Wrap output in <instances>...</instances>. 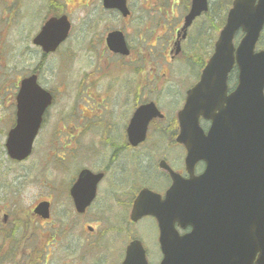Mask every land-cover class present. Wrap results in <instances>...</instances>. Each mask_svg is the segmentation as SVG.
Returning a JSON list of instances; mask_svg holds the SVG:
<instances>
[{"label": "rangeland", "instance_id": "rangeland-1", "mask_svg": "<svg viewBox=\"0 0 264 264\" xmlns=\"http://www.w3.org/2000/svg\"><path fill=\"white\" fill-rule=\"evenodd\" d=\"M65 1L68 3L67 8L62 0L0 1V209L2 210L0 214V264H119L122 245L126 243V247L132 239H138L144 244L148 250L150 264H160L162 255L160 250L158 253L156 245L158 232L152 221H145L134 232H130L127 235L122 234L125 237L121 235L119 237L110 236L103 241L105 247L100 252H92L94 246L91 243H94V240H97L102 233L93 234L87 230L86 226L89 221L81 220L76 216L72 202L68 197L66 204L61 203L62 187L64 189L63 174L60 172L59 163L50 162L48 159H54L59 155L61 145L58 140L62 137L67 125L76 126L80 118V111L86 107L93 106V98L102 96L95 94L93 97L88 91L94 83L92 73L95 61H97V55H99L97 44L94 51V41L97 39L98 31L106 27L105 25L97 26L94 22V17L97 13L94 8L96 4L92 5L90 9L83 10L80 9V6L88 4L87 0H76L79 4L76 8L71 7L70 0ZM232 1L209 0V35H207L208 31H206L205 36L206 23L201 20L193 29H199L198 33L201 32L195 45L199 52H192L188 57L195 55H201L202 57V55L208 54L207 42H210L212 53L214 43L226 22V14ZM187 3L188 0L179 1V6L175 12L177 17H181ZM71 11L74 12L68 17L74 29L71 34L72 37L68 40L70 42L68 43L67 41L64 45V47L67 46V52L63 54L59 52L56 56L42 60V53L34 46L33 39L52 14L58 12L70 14ZM109 19V27L111 29H121L125 24L119 15L111 16ZM177 27V22L172 25L164 24V29L159 32V37L164 39V43L159 45V50L162 45H164V49L167 48L165 43L175 36ZM262 38L258 50L264 49V32ZM77 41L78 48L74 46L73 52H77V49H79L80 53L73 55L71 43H76ZM82 55L90 58V67L81 69L83 66L77 65L82 61L77 60ZM72 58H74L73 62ZM105 58L111 68L113 67L116 71H122V69L125 71L135 70L133 68L134 64L128 66L125 60L116 59L112 55ZM167 61V57L162 59V56L159 55V62L163 64L165 69L169 65ZM84 64L88 66L83 59ZM124 64L126 65L125 67H123ZM178 67H182L179 72L176 71ZM189 67L183 61H178L168 68L170 70L168 73L159 69L158 97L159 107L161 108L159 109L166 117L165 121L162 122L164 126L159 123V147L154 152H151L149 147H151L153 140H150L145 149L138 150L136 151L137 153L133 154L134 156H131V165L128 158L122 164L125 169L117 168L118 170L112 174V178L117 183H120L117 191L123 192L125 189L122 185L125 183L129 186V196H136L141 189L139 187L153 190L159 189L158 193L163 194L169 183L166 175L157 166L158 162L163 159H166L167 163L178 173H183L184 152L182 150L177 151V147H172L171 140L176 137V114L183 105V94L194 82L195 70L191 68L193 70V79L189 76L186 82H181L176 87L179 79H184L181 76L182 70ZM65 68H67L66 74L77 73L70 77L71 80L68 82L65 77L63 80ZM33 72L38 74L40 83L56 95L55 102L47 114L45 140H42V136L35 144V158L38 159L40 157V163H42V166H39L38 171H35V173L29 171L34 166L32 158L16 167L13 162L9 161L5 148L7 136L14 125V119L12 118V115L14 117L13 103L15 102L18 82ZM80 72L81 75L84 73L90 74L86 90H83L81 80L76 77ZM121 76L122 74L120 79ZM131 78L132 83H136L137 76L133 75ZM124 79L128 80L126 72L124 73ZM64 81L69 85V90H64ZM120 85L121 80L115 76V78L111 77L103 81L100 88L102 93L107 88H112L117 93L115 96L116 100H120L123 99L120 97L121 94L119 95ZM81 93L86 94L89 98H82ZM78 98H80L81 102L75 105L74 102ZM66 99H72L73 101L71 103L68 101L67 103ZM132 102L136 106L137 102L134 99ZM177 109L179 110L178 112H176ZM132 110L131 108L120 113L114 111L113 115L105 111L103 119L98 122L99 124L105 122L106 130L102 134L105 143H115L117 140L118 145L122 144L126 123L132 115ZM171 118L174 119L173 122H171ZM87 131L93 133L95 129L89 126ZM151 138L154 139V137ZM98 142L101 144V140L94 136L93 140L85 139L79 145L84 144L89 153H97L100 149L101 154H99L98 159L104 158L106 153H110L111 156L113 153L112 149L109 152L107 147L100 146ZM67 143L70 144L69 141ZM112 147L115 151L118 149L114 144ZM119 156L120 153L117 152L115 154L117 165L120 160ZM124 156L122 155L121 157ZM139 165L147 166L150 169L140 168ZM45 166L51 167L45 171L49 173L48 179L43 170ZM81 166L76 161H70L69 170L72 173H76ZM90 167L97 168L98 166L96 162H92ZM35 168H38V161ZM128 171L129 177H127ZM7 179L10 185L8 189L5 187ZM48 186L50 187L49 190ZM50 191L56 199L54 203L52 202V217L45 222L35 214L34 208L38 203L48 198L47 195L50 194ZM100 195L101 202L102 198L107 195L105 186L100 189ZM108 196L110 198V194ZM122 205L123 203H117L118 207ZM126 207L128 206L126 205ZM5 215L11 221H15V223L6 224ZM121 219H126V212H123ZM14 226L18 227V231L14 230L10 233ZM113 226L117 230L120 227L116 226V224H113ZM87 253H89L87 259L83 261L81 256ZM98 256L101 258L99 262H95ZM94 258L96 259L93 260Z\"/></svg>", "mask_w": 264, "mask_h": 264}, {"label": "water", "instance_id": "water-1", "mask_svg": "<svg viewBox=\"0 0 264 264\" xmlns=\"http://www.w3.org/2000/svg\"><path fill=\"white\" fill-rule=\"evenodd\" d=\"M255 2L256 0H235L234 9L230 12L228 24L217 43L212 61L213 70L222 78L225 87L227 74L234 62L231 43L236 31L242 28L246 36L237 55L240 68V84L237 91L223 101V106H214V102H206L204 105L206 113L202 115L213 120L208 140H205L198 129L197 118L194 122L188 118L194 114V103L189 100L186 111L180 114L182 134L179 142L185 143L189 150V169L199 160L208 158L211 154L210 148L214 147L217 141L232 142L222 155V160L228 165L225 192L246 195L243 211H240L238 219L240 224L237 227L254 229L256 247L261 253L259 264H264V52L254 54L255 45L264 26V0H260L257 6ZM123 3L124 0L108 2L109 6L120 8ZM121 4L122 6H119ZM205 9V0H194L192 12L187 18V26ZM55 21L51 20L44 27L35 41L36 44L44 45V39L51 36L50 30L57 26ZM58 21L62 32L53 36L55 40L51 50L64 40L69 31V24L64 22L67 21L65 17ZM110 42L114 52L125 53L121 36L115 35ZM225 67L227 69L222 71ZM34 88L39 96L44 93L36 86L35 78H32L23 83L20 99L29 98V93ZM42 96L46 100L42 107L44 108L51 100L47 94ZM220 100L221 97L219 102ZM22 108L23 106L21 110ZM37 119L33 130H26L24 134H27V137L25 135L22 140L18 139V135L25 130L28 122L23 117L19 120V126L12 133L8 143L9 154L14 159L21 160L28 156L40 125L39 116ZM144 132L145 129L139 133V139H132L134 145L145 140ZM193 132L196 138L191 140L189 134ZM167 170L174 184L166 198L163 200L161 196L149 192L142 193L135 203L133 220L136 221L139 216L145 215L157 218L160 229L159 243L164 255L161 264H219L221 254L210 247L209 233L205 232L206 226L202 224L205 218L203 212L208 208L202 178L185 181L169 168ZM176 224L183 229L192 226L194 232L180 237L175 229ZM237 258V264H250L249 253L244 245L238 248ZM125 264H147L139 242L133 243L129 248ZM226 264H230V257L226 259Z\"/></svg>", "mask_w": 264, "mask_h": 264}, {"label": "flooded vegetation", "instance_id": "flooded-vegetation-1", "mask_svg": "<svg viewBox=\"0 0 264 264\" xmlns=\"http://www.w3.org/2000/svg\"><path fill=\"white\" fill-rule=\"evenodd\" d=\"M62 1L65 2V7L67 8L68 3L65 0ZM94 1L98 2L96 4L97 13L94 17V22L97 26L105 25L106 27L98 31L97 39L94 41V51L95 45L97 44L99 55H97V61H95L92 73L94 83L92 84V88L88 91V93L93 95V97L95 94L102 96L93 98L94 105L86 107L80 111V118L76 126L67 125V128H65L62 133V137L58 140L61 145V149H59V155H57L54 159L49 158L48 160L50 162H58L60 165V172L63 174L64 189L62 187L61 203L66 204L68 197L72 202L76 216L81 220L89 221L87 222L89 224L86 226L87 230L93 234L98 232L102 233L100 234V237L97 238V240H94V243H91L94 246L92 252H100L102 248L105 247L103 244L105 239H108L113 235L119 237L120 235L123 236L122 234L127 235L130 232H134L135 229H138V227L146 220L143 219L136 223L131 221L133 202L135 201L137 195L145 188L141 187L142 189L138 191L136 196H129V186L123 183L122 187L125 190L123 192H119L117 191V187L120 185V183H117L112 178V174H114L115 171L120 168L125 169L124 165L122 164L128 160V158L131 165V156H134L133 154L137 153L136 151L145 149L150 140H153L151 147H149L151 152H154L159 147V115L150 121L149 127L147 129L146 141L137 147H132L129 142V127L133 117L140 108L148 105H151L152 109L157 108L159 113V69L162 70V72L168 71V68L173 66L175 62L183 61L185 64L194 67V70L196 71V77L199 79L201 71L205 67L207 60H209L211 57V47L210 42H207L208 54H204L202 57L201 55L188 57L190 54H192V52H199V49L196 48L195 45L198 41V36L201 35V32L198 33L199 29L193 30L194 27L198 25L201 20H203L206 23L205 36L206 31H208L207 35H209L210 31V11L203 13L199 18L193 21L187 30L182 31L185 18L189 14L191 8L190 0H188L186 7H184L181 17H177L175 14L180 0H126L129 15L124 19L122 18V21L125 24L121 29H111L109 27V18L111 16H120V14L116 11L105 9L103 0ZM69 3L71 4L72 8L79 6L77 1ZM90 6L91 5H82L80 6V9ZM72 13L73 12H70V14ZM174 22H177L178 25L175 36L172 39L166 41L165 44L167 48L164 49V45H162L159 50V45L164 43V39L159 37V32L164 29L165 23L172 25ZM114 31H120L124 34L127 49L129 51L125 57L114 55L108 48L107 37ZM205 48L206 46L204 47V50ZM109 55H112V57L122 61L125 60L127 63L126 65L128 66H132L134 64L133 68L135 70L125 71L122 69V71H116V69L113 67L111 68L108 60L105 58ZM159 55L162 56V59H165L166 57L168 58L167 63L169 65L167 69H165L163 64L159 62ZM50 56L52 55H44L42 53L41 57L42 60H45ZM126 65L124 64L123 67ZM178 69L179 67L176 69V71H178ZM125 72L128 74L127 81L124 79ZM121 74L122 76L120 79ZM133 75L137 76L136 83L134 84L132 83L131 78ZM81 76L82 77L80 80L81 84L83 85V90H86L88 88L90 74L84 73ZM115 76L121 80V85L119 86V95H123H120V97L123 99L120 100H116L115 96L117 93L112 88H107L103 93L100 88L103 81H106L111 77L115 78ZM66 87L67 85L65 84L64 90ZM128 87L130 88L126 89ZM81 97L89 98V96L83 93H81ZM133 99L137 102L136 106H134V103L132 102ZM66 100L67 103L68 101L70 103L73 101L72 99ZM80 102V98H78L74 104L77 105ZM131 108L133 109L132 115L126 123L124 140L122 144L118 145L117 140L115 143H105V139L102 136L103 132L106 130L105 122L100 124L98 123L103 119L105 111H108L113 115L114 111L120 113L123 110H129ZM89 126L93 127L95 132L89 133L87 131V127ZM94 136L101 140V144L98 142L100 146L102 145L107 147L109 152L110 149H112L113 153L111 156L110 153H106L104 154V158L98 159L99 154H101L100 149L97 153H89L87 152L86 147H84V144L79 145V143L85 139L93 140ZM151 137H154V139ZM68 141L70 144L67 143ZM113 144L116 148H118L116 151L112 147ZM117 152L120 153L118 165L115 162V154ZM122 155L125 156L121 157ZM31 160H33L34 166L29 171L35 173L37 161L38 165H42V163H40L39 158H32ZM70 161H76L78 162V165H82L76 173H72L69 170ZM109 161L111 162L109 163ZM92 162H96L98 167H90V163ZM139 166L140 168L150 169L147 166ZM157 166L159 167V162ZM47 168L51 167L45 166L43 168L44 172ZM84 171H90L99 177L97 178L99 183L98 196L90 205V207L87 208L81 215H79L80 213L75 207L74 197L71 194V189L78 181L80 174ZM129 171L127 172V177L130 176ZM45 173L48 179L49 173ZM6 184L7 187H10L8 181H6ZM102 186H105L107 195L104 196L100 202V189ZM49 189L50 187L48 186V190ZM108 194H110V198ZM47 197L48 198L42 202H48L50 204L55 202L56 197L52 195L51 191ZM118 202L123 203V205L118 207ZM126 205L128 207H126ZM123 212H126V219L124 220L121 219ZM1 213L2 210L0 209V214ZM4 218L5 223L8 225L15 223V221H11L7 215H5ZM113 224L120 226L119 229L117 230ZM14 230H16L15 226L11 231ZM133 240L137 239H132L126 247V243L125 245H122V253L119 258V264H121L125 259L127 248ZM124 247L126 248L125 251ZM81 258L83 261H85L87 259V255H82ZM96 258L97 260H95ZM96 258H94L95 262H99L101 257L98 256Z\"/></svg>", "mask_w": 264, "mask_h": 264}]
</instances>
